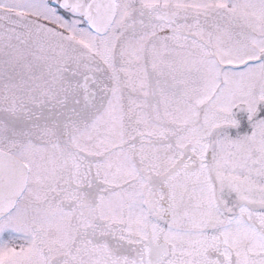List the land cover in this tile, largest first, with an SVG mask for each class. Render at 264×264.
<instances>
[{
	"label": "snow or ice",
	"instance_id": "obj_1",
	"mask_svg": "<svg viewBox=\"0 0 264 264\" xmlns=\"http://www.w3.org/2000/svg\"><path fill=\"white\" fill-rule=\"evenodd\" d=\"M0 264H264V0H0Z\"/></svg>",
	"mask_w": 264,
	"mask_h": 264
}]
</instances>
